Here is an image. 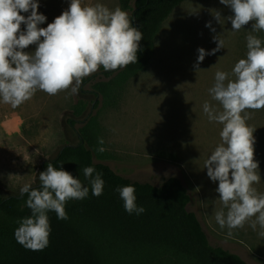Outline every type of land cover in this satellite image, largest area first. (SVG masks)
Listing matches in <instances>:
<instances>
[{
    "label": "rangeland",
    "instance_id": "rangeland-1",
    "mask_svg": "<svg viewBox=\"0 0 264 264\" xmlns=\"http://www.w3.org/2000/svg\"><path fill=\"white\" fill-rule=\"evenodd\" d=\"M38 2V11L47 17L40 27H47L68 8L70 0ZM96 2L109 9L119 6V0H84ZM215 10L221 14V23L213 15ZM231 15L232 10L220 0H185L171 12L158 33L149 67L129 81L118 105L96 110L108 155H95L94 160L132 180L155 185L166 177H178L190 195L187 208L201 220L210 243L239 254L250 264H264V237L259 235L264 229L257 225L254 230L249 221L228 236V228L222 229L215 220L221 207L215 191L218 181L213 182L203 168L204 160L220 142L222 129L208 120L203 104L208 101L219 108L209 93L215 73L231 74L235 63L246 57V36L252 27L250 22L233 31L227 19ZM209 21L211 28L206 27ZM214 37L224 41V48L206 55L197 70L198 48L211 52L217 47ZM34 50L35 45L25 49ZM103 74L101 67L90 78ZM90 82H83L75 94L69 89L50 96L38 90L15 109L0 103V191L4 195L40 182L43 161L62 145L77 142V128L84 122L79 121L82 117L74 123L69 119L74 117L72 107L78 99H84L90 108L94 100ZM246 111L250 117L247 123L256 128L255 159L261 181L255 187L264 193V109Z\"/></svg>",
    "mask_w": 264,
    "mask_h": 264
},
{
    "label": "clouds",
    "instance_id": "clouds-1",
    "mask_svg": "<svg viewBox=\"0 0 264 264\" xmlns=\"http://www.w3.org/2000/svg\"><path fill=\"white\" fill-rule=\"evenodd\" d=\"M220 3L232 10L233 15L227 19L233 31L252 23L246 36V57L235 63L231 74L220 70L215 73L209 93L219 108L208 101L203 104L208 120L222 125L220 142L204 160L203 168L213 182L218 181L215 191L221 207L215 212V220L222 229L227 227L231 236L232 230L249 221L254 230L257 225L264 229V193L255 187L261 181L255 159L256 128L247 123L250 117L246 111L264 109V39L254 34L264 31V0ZM38 8V0H0V103L15 109L38 90L50 96L69 89L75 94L83 80L101 67L115 71L137 63L143 34L119 6L109 9L100 2L70 0L68 8L47 27H40L47 17ZM213 15L221 23L220 12L215 10ZM206 27L211 28L210 21ZM214 39L217 47L211 52L198 48L197 70L206 55L224 48L222 39ZM30 45H35V50L25 51ZM97 142V151H106L103 137ZM83 174L92 194L102 195V174L93 166L84 167ZM39 181V187L25 184L20 189L21 197L27 194L25 203L31 215L20 219L14 231L16 241L32 251H42L50 242L48 213L55 212L58 219L66 220L68 201L84 199L89 193L78 177L52 163L39 173ZM116 191L126 212L139 215L145 211L137 206L134 185L121 186ZM259 235L264 237V231Z\"/></svg>",
    "mask_w": 264,
    "mask_h": 264
},
{
    "label": "trees",
    "instance_id": "trees-1",
    "mask_svg": "<svg viewBox=\"0 0 264 264\" xmlns=\"http://www.w3.org/2000/svg\"><path fill=\"white\" fill-rule=\"evenodd\" d=\"M185 0H119L132 24L143 34L139 42L137 63L115 71H105L103 77L91 80L89 91L94 100L89 109L80 98L73 104L74 123L82 117L77 128L78 140L62 145L57 153L43 161L62 167L78 177L89 188L86 198L66 204L68 219H58L49 212L50 242L42 251L28 250L14 236L18 221L31 215L26 206L27 194L4 195L0 191V264H250L239 254L210 243L197 214L187 205L190 195L176 176L166 177L161 184L132 180L114 171L104 162L107 157L97 148L102 130L100 108L119 104L129 81L146 70L155 52L158 33L171 12ZM258 36L264 39V31ZM93 166L102 174L103 194L94 196L84 177L83 168ZM95 172L93 173V176ZM134 185L137 206L142 214H129L116 191L118 187ZM40 182L32 187H39Z\"/></svg>",
    "mask_w": 264,
    "mask_h": 264
}]
</instances>
